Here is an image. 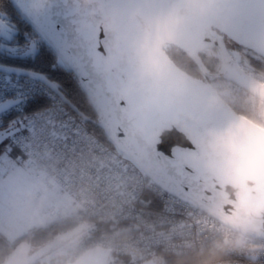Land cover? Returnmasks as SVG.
Here are the masks:
<instances>
[{
  "label": "water",
  "instance_id": "95a60500",
  "mask_svg": "<svg viewBox=\"0 0 264 264\" xmlns=\"http://www.w3.org/2000/svg\"><path fill=\"white\" fill-rule=\"evenodd\" d=\"M31 7L36 13L59 11L66 19L76 54L63 67L76 76L95 117L52 89L69 107L162 188L264 238V128L210 84L223 78L264 103V81L225 42L227 37L264 58V0H31ZM168 44L186 52L201 74L181 68ZM209 49L218 52L215 71L201 57ZM21 68L0 63V71L18 74ZM19 101L4 100L0 112ZM24 127L0 129V143ZM88 228L77 224L37 247L22 241L0 264H33ZM117 259L93 246L69 264Z\"/></svg>",
  "mask_w": 264,
  "mask_h": 264
},
{
  "label": "built area",
  "instance_id": "2783aa9c",
  "mask_svg": "<svg viewBox=\"0 0 264 264\" xmlns=\"http://www.w3.org/2000/svg\"><path fill=\"white\" fill-rule=\"evenodd\" d=\"M33 95L45 104L28 110L26 98ZM9 98L20 101L0 112V128L25 124L11 139L28 157L38 185L35 197L43 200L52 191L70 197L74 213L56 205L49 213L53 221L94 226L84 241L86 248L101 246L131 263L158 253L204 249V260L227 239L231 245L210 264H264V238L242 232L162 188L44 82L0 71V103Z\"/></svg>",
  "mask_w": 264,
  "mask_h": 264
},
{
  "label": "trees",
  "instance_id": "16d2710c",
  "mask_svg": "<svg viewBox=\"0 0 264 264\" xmlns=\"http://www.w3.org/2000/svg\"><path fill=\"white\" fill-rule=\"evenodd\" d=\"M7 2V0H5ZM30 29V25L28 26ZM225 42L227 46L231 49L236 50L241 54L243 61H247L249 69L257 77L264 79V58L258 56L255 52L250 49L245 48L234 42L233 40L225 37ZM171 58L184 70L188 71L193 75H200V71L197 68L194 61L179 48H172L169 51ZM213 52H216L214 49ZM57 55L53 53L45 52L41 57L33 63L31 57L17 56L20 59V62H23L25 67L31 68L36 71H43L46 75L49 76L51 80L60 85V90L66 95L72 103H74L81 111L84 112L86 116L91 118L95 117V113L90 106L84 92L78 85L76 79L73 78L71 73L66 70L64 67L58 65L56 72H50L48 70L49 65L56 60ZM201 57L204 63L211 71L217 70L219 66V58L212 53H201ZM1 58V57H0ZM242 61V63H243ZM225 81L223 78H215L211 81ZM229 85L237 87L233 83L229 82ZM228 103L231 107L236 110L238 113L247 116L255 122L264 123L260 116L257 114L259 105L263 103L253 97L248 92L238 88V94L234 99H228ZM45 104L44 100L40 99L39 103L29 105L26 104V109L31 110L39 108ZM88 126L93 128L96 133L103 138L104 140H109L103 134L101 128L95 125L92 122H88ZM7 143H12L11 140ZM75 226L74 224H65L58 221L49 222L46 224L32 226L29 230L23 234L15 237L14 239H9L0 232V263L7 257L10 251L22 241H31L33 247L42 245L45 242H48L54 239L58 234L65 232L70 227ZM95 227H89L86 230L82 231V235L75 237V242L71 247L66 249V252L55 253L52 252L46 254L41 259L37 260L33 264H39L42 261L44 264H69L75 258H77L85 249L84 241L88 237L90 232H93ZM68 242H71L69 240ZM67 242V243H68ZM66 245L64 243L61 246ZM194 252L180 253V254H170V253H158L159 261L157 264H198V261L202 260V257H196L193 255ZM110 264H136L129 262L126 258L118 257L117 260H113Z\"/></svg>",
  "mask_w": 264,
  "mask_h": 264
},
{
  "label": "rangeland",
  "instance_id": "374dc122",
  "mask_svg": "<svg viewBox=\"0 0 264 264\" xmlns=\"http://www.w3.org/2000/svg\"><path fill=\"white\" fill-rule=\"evenodd\" d=\"M172 48H174L172 45H166L167 51ZM213 50H205L204 53L217 56L218 52H213ZM248 70L252 73L250 69ZM252 74L257 77L254 73ZM257 78L264 81L263 78ZM211 82L226 101L234 99L238 94V87L229 85L227 80ZM257 114L264 122V103L259 105ZM256 123L264 128V123ZM37 187V182L28 167L27 155L14 146L13 142L5 144L0 149V232L7 238L14 239L32 226L53 222L49 213L52 205H56L66 214L76 211L73 200L56 191L46 193L43 200L35 197ZM74 240L72 239L64 246L54 248L51 251L52 254L66 252V249L74 244ZM153 261H158V256L153 257ZM39 264L44 263L40 261Z\"/></svg>",
  "mask_w": 264,
  "mask_h": 264
},
{
  "label": "snow or ice",
  "instance_id": "6c2138e0",
  "mask_svg": "<svg viewBox=\"0 0 264 264\" xmlns=\"http://www.w3.org/2000/svg\"><path fill=\"white\" fill-rule=\"evenodd\" d=\"M70 36L66 19L59 11L49 9L45 13H36L31 7V0H7V2L0 0V48L5 46L3 41L11 44L15 40L17 44L7 50L14 54L22 52L24 57H31L33 63L43 53L55 52L57 53L56 60L48 68L54 73L58 65L63 67L64 61L76 54L74 45L70 43ZM23 42H27V51L22 50ZM25 73L44 82L53 90L60 88V85L51 80L43 71L21 68L18 76ZM26 99L29 105L40 102V97L37 95Z\"/></svg>",
  "mask_w": 264,
  "mask_h": 264
},
{
  "label": "flooded vegetation",
  "instance_id": "af4514ba",
  "mask_svg": "<svg viewBox=\"0 0 264 264\" xmlns=\"http://www.w3.org/2000/svg\"><path fill=\"white\" fill-rule=\"evenodd\" d=\"M3 43H4V48H0V63H2V64H5V65H10V66H16V67H25V66H23L24 65V63L23 62H20V59H18L17 58V56H19V55H17V54H19V53H12V52H10V51H8L7 49L9 48V47H12V46H15L16 44H17V41H15V40H13L12 42H11V44H9L8 42H6V41H3ZM21 47H22V50L23 51H26L27 50V42H23L22 44H21ZM235 85V84H234ZM237 86V85H236ZM238 87V86H237ZM239 88V87H238ZM239 89H241V88H239ZM243 90V89H242ZM245 91V90H244ZM0 129H2V128H0ZM10 141V139H6V140H4L3 142H1L0 143V149L5 145V144H7V142H9ZM76 226V225H75ZM72 228H74V226H72V227H70L69 229H72ZM80 235H82V231L81 232H78L77 234H76V237H78V236H80Z\"/></svg>",
  "mask_w": 264,
  "mask_h": 264
},
{
  "label": "clouds",
  "instance_id": "9594fccd",
  "mask_svg": "<svg viewBox=\"0 0 264 264\" xmlns=\"http://www.w3.org/2000/svg\"><path fill=\"white\" fill-rule=\"evenodd\" d=\"M231 243L232 242L230 240L225 239L223 243L217 244L213 249L209 250L208 258L198 261V264H210L211 260L221 255L224 252L225 248L230 246ZM249 247H256V245H249ZM193 255L196 257L204 256V249L195 251Z\"/></svg>",
  "mask_w": 264,
  "mask_h": 264
},
{
  "label": "bare ground",
  "instance_id": "6f19581e",
  "mask_svg": "<svg viewBox=\"0 0 264 264\" xmlns=\"http://www.w3.org/2000/svg\"><path fill=\"white\" fill-rule=\"evenodd\" d=\"M212 34H213L217 39H219V40L222 39L221 36H217V35L215 34V32H213V31H212ZM11 141H12V139H11Z\"/></svg>",
  "mask_w": 264,
  "mask_h": 264
}]
</instances>
